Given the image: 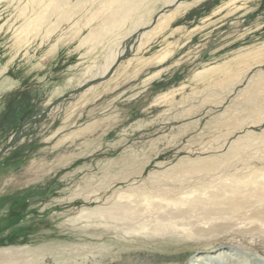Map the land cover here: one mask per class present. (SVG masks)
<instances>
[{
  "label": "rangeland",
  "instance_id": "obj_1",
  "mask_svg": "<svg viewBox=\"0 0 264 264\" xmlns=\"http://www.w3.org/2000/svg\"><path fill=\"white\" fill-rule=\"evenodd\" d=\"M196 1L162 0L94 54L80 43L88 29L67 38L83 25L42 36L58 14L33 26L44 5L22 14L29 0L0 1V264H264V222L250 208L213 217L227 227L211 234L135 230L156 216L151 190L264 170V0ZM109 50L119 60L104 74ZM235 142L248 147L231 152ZM193 162L218 170L184 176ZM128 196L139 221L114 213Z\"/></svg>",
  "mask_w": 264,
  "mask_h": 264
},
{
  "label": "bare ground",
  "instance_id": "obj_2",
  "mask_svg": "<svg viewBox=\"0 0 264 264\" xmlns=\"http://www.w3.org/2000/svg\"><path fill=\"white\" fill-rule=\"evenodd\" d=\"M10 1H14V0H10ZM31 1L34 2L35 4L38 2V4L40 6L44 5V8L40 9V11L37 12V16L33 18L34 19L32 21L33 26L36 25V23L37 24L38 23H40V24L44 23L45 24L48 21L49 16H51L52 14H53V17H54V14L59 15V18L57 19V21L53 22L56 24H54L53 26L49 25L47 27L46 32H44V33L42 32L43 33L42 36L45 35V33L47 34L48 32L51 33L55 30H58V28H60V26L63 24H69L70 23L71 29L72 28L78 29L80 25H83V32H81L82 31L81 30L82 28H81L80 30L71 33V35H69V36L67 35L68 36L67 38L70 39V37L78 36L80 33L83 34L84 31L86 29H88L87 33L82 37V40L80 43L92 45L93 47L95 45V49L92 52L93 54L95 53V51L98 50L97 48L99 46H101V48H102V46L105 45L108 40L118 36L117 38H115V40H116V42L114 43V46H115L116 43L117 44L119 43L118 41H120V40L122 41V39H124L125 37H127V36L131 35L133 32H135L137 30L136 27H138L137 25H140L141 22L143 23L145 21V19H144V21H142L143 19L141 20V18H146V17L148 18V16H151V14H153L155 8L157 7L158 3L162 2V0H95L96 4H95V6H93L91 4V2L93 0H77L75 3H72V4H70L71 0H31ZM31 1L29 0V3H27L24 6V11L22 12V14L28 10L29 4L32 3ZM164 1L165 0H163V2ZM199 1H201V0H197L196 3ZM193 4L194 3L192 2V6H193ZM188 7H189V5L187 3H186V6L179 5L173 14L167 15V16H165L164 19L157 22V24L154 25V27H153L154 29L147 32V34L145 36L146 43H147L148 39L151 40L153 38V35L156 36V34H158L160 32V30H162L164 28L166 29V26H168V24H170L169 22L172 21L173 17L175 18L177 13L179 14V12H181V10H183L185 8L187 9ZM83 12H84V15H79L80 13H83ZM98 16L100 18L99 23L93 24L92 22H94ZM147 18H146V20H147ZM42 24H41V26H43ZM176 28H174V29H176ZM36 29L37 28H35L34 30L36 31ZM37 30L39 31V29H37ZM22 31H24V29ZM27 31H28V29H27ZM31 31H33V30L31 29ZM27 34H29V33H27ZM34 34H35V32H34ZM65 34H67V33H65ZM170 34H171V32H170ZM120 35H123V36L120 37ZM66 42H67V40H66ZM61 43H60V40L55 41V43L53 44L54 47H52L48 52L54 53L60 47L59 45ZM148 48H149V46H148ZM109 49H111V48L109 47ZM92 53H90V54H92ZM78 54H79V52H78ZM111 67H112V65L110 66V68ZM255 90H259V89L257 88ZM2 93H3V91H2ZM247 94L249 96L250 93H247ZM226 95H228V93ZM256 95H252V96H254L255 98H258ZM226 97H228V96H226ZM224 100H226V98ZM248 101H250V100H248ZM223 102H225V101H223ZM228 113L229 112H227V114ZM260 113H261V111H260ZM224 116H226V115H224ZM186 118H188V117H186ZM186 118H184V119H186ZM239 120H241V119H239ZM223 122H224V120H223ZM240 122H242V121H240ZM236 123H235V125H236ZM218 124L216 126H219ZM208 126H210V125H208ZM230 127H231V125H230ZM178 130H180V129H178ZM222 139H224V138H222ZM249 142L250 141L247 142L248 146H249ZM223 143H227V141H225ZM233 144H234V142H233ZM233 144H232V146H233ZM248 146L241 145V144L237 145V143H236V145H234L231 148V152H234V153H237L239 151L242 152L243 151L242 149H244ZM228 149H230V148H228ZM233 156H235V155H233ZM205 158H207V157H205ZM227 158H230V157H227ZM195 161H197V160H195ZM205 162H202L201 164H205ZM122 163H123V161H122ZM192 164L190 165V167L188 169L185 170L186 174L182 173V175L184 174V176H187L188 175L187 173H189V176L195 177L199 173L205 174V173L210 172L211 170H213L214 174H215V172L218 170L216 162L212 163V164H215L212 167L202 166V165L201 166L195 165V167H194V162ZM219 169H220V167H219ZM261 170H262V175L259 174L257 171H254V170L250 171L246 177L242 176V175H235L233 177V180H232L233 181L232 185H220L218 187H214L213 184L211 183V182H213L212 179H207V180L198 181V182L196 181L194 183V185H192L191 187H184V188H167V187H165L164 188L161 186V187L156 189L158 194H156L157 193L156 190H151V191H149V194H152L153 196L158 198L156 205H155V209L151 210V214L153 215V213H156V216H154L155 218L153 220L148 221V222H150L149 224H147V222H144V223L139 222V225L137 226V229H135V230L143 231L146 233L158 234V235H166V234H172V233H176V235H177V233H179L181 231H190L191 232L190 235L211 234L214 232H218L222 229L224 230L227 227V226H223V224L214 225L216 223V220H214L213 217H218L220 215H225V214H231L232 215V214H235L236 212H238L239 210H241L243 208H250L252 219L257 220V221L260 220L261 222H264V170L263 169H261ZM181 171L182 170H179V173ZM227 172H229V171L224 170L223 173L220 175L224 176L227 174ZM171 174H172V172H171ZM148 181H150V180H148ZM165 186H168V185H165ZM162 188H164V189H162ZM158 189H160V190H158ZM131 197L132 196H128V200H126L124 206H121L117 203V206L115 207L114 213L116 215H124L127 218H129L130 220L134 219L136 221H139L143 216L140 217L139 214L137 215L133 211L134 208L131 205L127 204V202L132 200ZM164 200L171 201L172 204L171 205L166 204L165 207H163L162 201H164ZM178 205H180V206H178ZM122 207H123V209H122ZM176 207H179L178 210H176V209L174 210V208H176ZM184 215H191L192 217L191 216L186 217ZM194 217L197 219H193ZM206 222L209 224L208 227H204V223H206ZM212 259H214V258H212ZM234 260H237V259H234ZM217 261H220L219 264H234L235 263V262L232 263L231 260H228L227 256L225 258H223V257L221 258L219 256L217 258ZM249 261L251 262L252 260H249ZM192 262H193V260H192ZM194 262H199V264H210V263L206 262L204 260V258H200V256L198 258L194 259Z\"/></svg>",
  "mask_w": 264,
  "mask_h": 264
},
{
  "label": "crops",
  "instance_id": "obj_3",
  "mask_svg": "<svg viewBox=\"0 0 264 264\" xmlns=\"http://www.w3.org/2000/svg\"><path fill=\"white\" fill-rule=\"evenodd\" d=\"M133 34V33H132ZM146 36V34L143 36V38ZM111 51V52H110ZM110 53L107 54V58H106V63H107V66H105L103 68V71H104V74L107 73L108 71H111L113 69L110 68L111 65L115 64L114 62L116 61V59L118 58L117 56L114 57V55L112 54V50H109ZM116 65V64H115ZM103 77V76H102ZM101 78V77H100Z\"/></svg>",
  "mask_w": 264,
  "mask_h": 264
},
{
  "label": "water",
  "instance_id": "obj_4",
  "mask_svg": "<svg viewBox=\"0 0 264 264\" xmlns=\"http://www.w3.org/2000/svg\"><path fill=\"white\" fill-rule=\"evenodd\" d=\"M173 5H171L170 7H172ZM166 9H164V11H165ZM156 20H157V17H155L154 19H153V23H155L156 22ZM118 60H119V58H118ZM116 63V62H115ZM114 66V64L112 65V67ZM112 67H111V69H112Z\"/></svg>",
  "mask_w": 264,
  "mask_h": 264
}]
</instances>
